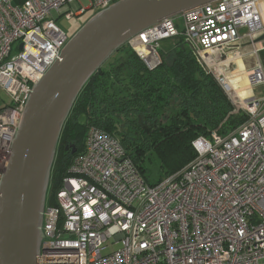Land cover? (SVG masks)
<instances>
[{
	"label": "built area",
	"instance_id": "obj_1",
	"mask_svg": "<svg viewBox=\"0 0 264 264\" xmlns=\"http://www.w3.org/2000/svg\"><path fill=\"white\" fill-rule=\"evenodd\" d=\"M88 1L84 8L80 0H0V89L9 101L0 108V181L32 87L69 40L57 19L96 14L118 0ZM263 36L264 0H216L127 43L151 71L161 63L160 43L182 37L230 99L231 113L245 119L224 135L197 138L195 159L154 185L115 136L89 127L45 205L39 264H264V98L253 95L264 84ZM243 40L255 57L239 54ZM232 57L248 89L239 86Z\"/></svg>",
	"mask_w": 264,
	"mask_h": 264
},
{
	"label": "trees",
	"instance_id": "obj_2",
	"mask_svg": "<svg viewBox=\"0 0 264 264\" xmlns=\"http://www.w3.org/2000/svg\"><path fill=\"white\" fill-rule=\"evenodd\" d=\"M158 52L161 63L149 71L126 43L82 88L60 134L58 143L70 149L64 154L60 145L55 155L47 204L72 159L83 151L91 126L115 136L145 181L154 185L195 159L197 138L212 131L224 135L243 122L245 116L231 113L230 99L182 37L162 41ZM151 154L159 159L162 174L156 182L145 175Z\"/></svg>",
	"mask_w": 264,
	"mask_h": 264
},
{
	"label": "water",
	"instance_id": "obj_3",
	"mask_svg": "<svg viewBox=\"0 0 264 264\" xmlns=\"http://www.w3.org/2000/svg\"><path fill=\"white\" fill-rule=\"evenodd\" d=\"M214 1L118 0L88 18L69 38L60 59L32 87L1 177L0 264H37L60 134L91 76L145 29Z\"/></svg>",
	"mask_w": 264,
	"mask_h": 264
},
{
	"label": "rangeland",
	"instance_id": "obj_4",
	"mask_svg": "<svg viewBox=\"0 0 264 264\" xmlns=\"http://www.w3.org/2000/svg\"><path fill=\"white\" fill-rule=\"evenodd\" d=\"M72 4H73L74 9H77L80 6L79 4H81L82 7L86 8L89 6V1L88 0H80L79 4H78V2H75ZM52 16L54 18H56V14L53 13ZM86 20L80 25V27L86 22ZM56 23L66 32L67 35L69 34L68 35L69 37L72 36L71 35L72 32H74V33L77 32V29H76L70 33L69 27L72 25H71V22H69L67 20L59 18V19H57ZM261 46H263V43L261 44ZM252 51H253V47L250 44V42L243 40L239 46V54H241V53L242 54H246V53L249 54L250 53L252 55ZM113 57H114V54L107 61L109 62L111 60V58H113ZM252 57H255V55H252ZM258 58H259V60H261L260 62H262V65L264 67V51H262V52H260V54H258ZM244 62H250V58L249 57L244 58ZM245 65H247V64H245ZM250 65H252V62L250 63ZM247 67H248V65H247ZM240 79H241V77L239 78V80ZM243 85L247 86V84H245L244 80H241V82H239V86L241 87ZM253 95L258 99H263L264 98V84L254 85L253 86ZM8 102H9L8 96L6 95V93L3 90L0 89V108L6 106L8 104ZM145 167H146L145 175L147 176V178L151 182H156L157 180H159V178L161 177L162 174H161L160 168H159V159L157 158V156L155 154L150 155V158L147 160ZM118 247H119V245L109 246L104 253H108L112 250L117 249Z\"/></svg>",
	"mask_w": 264,
	"mask_h": 264
},
{
	"label": "flooded vegetation",
	"instance_id": "obj_5",
	"mask_svg": "<svg viewBox=\"0 0 264 264\" xmlns=\"http://www.w3.org/2000/svg\"><path fill=\"white\" fill-rule=\"evenodd\" d=\"M74 9V8H73ZM75 10V9H74ZM74 10H73V12H74ZM90 11L89 10H86V11H83V12H81V13H73V15L69 18V22H71V25L72 26H70L69 27V31H70V33L72 32V31H74V30H78L79 28H80V25L85 21V19L90 15ZM73 33L74 32H72V34L71 35H73ZM69 35V34H68ZM70 38V37H69ZM60 145H63V143H58V145H57V150H56V154H57V152H58V148L60 147ZM64 147H63V153L64 154H67L68 152H69V149H70V145L67 143V144H64L63 145ZM73 148L72 149H74L75 151H76V149H75V147L74 146H72ZM73 151V150H72ZM72 151H71V154H73L72 153ZM75 153V152H74ZM52 176H53V174H52V170H51V174H50V181H49V186H48V191H49V187H50V184H51V182H52ZM48 191H47V197H48Z\"/></svg>",
	"mask_w": 264,
	"mask_h": 264
},
{
	"label": "bare ground",
	"instance_id": "obj_6",
	"mask_svg": "<svg viewBox=\"0 0 264 264\" xmlns=\"http://www.w3.org/2000/svg\"><path fill=\"white\" fill-rule=\"evenodd\" d=\"M113 4V3H112ZM111 4V5H112ZM110 6V5H109ZM108 6V7H109ZM107 7V8H108ZM106 9V8H105ZM105 9H103V10H105ZM102 11V10H101ZM100 12V11H99ZM231 59V58H230ZM232 62H234V63H236L237 65H238V68H236V69H238V71H239V73H240V76H241V79L240 80H244V82H245V84H248V81H247V79H246V76H245V72L243 71V66H242V64H241V62L237 59V58H235V57H232ZM48 71V70H47ZM46 71V72H47ZM45 72V73H46ZM44 73V74H45ZM43 74V75H44ZM43 75H42V77H43ZM41 77V78H42ZM40 78V79H41ZM244 87H245V89H248V86H245V85H243ZM18 126H19V124H18ZM16 136V135H15ZM15 138V137H14ZM12 145V144H11ZM10 154H11V146H10V149H9V157H8V161H9V158H10ZM8 163V162H7ZM5 170V169H4ZM52 170V169H51ZM48 191V190H47ZM53 198V197H52ZM52 198L49 200V202L52 200ZM47 204V196H46V202H45V205ZM45 208V207H44ZM43 221V220H42ZM37 264H39V262L37 261Z\"/></svg>",
	"mask_w": 264,
	"mask_h": 264
},
{
	"label": "crops",
	"instance_id": "obj_7",
	"mask_svg": "<svg viewBox=\"0 0 264 264\" xmlns=\"http://www.w3.org/2000/svg\"><path fill=\"white\" fill-rule=\"evenodd\" d=\"M13 4H18L23 2L24 0H10Z\"/></svg>",
	"mask_w": 264,
	"mask_h": 264
},
{
	"label": "clouds",
	"instance_id": "obj_8",
	"mask_svg": "<svg viewBox=\"0 0 264 264\" xmlns=\"http://www.w3.org/2000/svg\"><path fill=\"white\" fill-rule=\"evenodd\" d=\"M92 15H94V14H91V16H92ZM91 16H90V17H91Z\"/></svg>",
	"mask_w": 264,
	"mask_h": 264
}]
</instances>
